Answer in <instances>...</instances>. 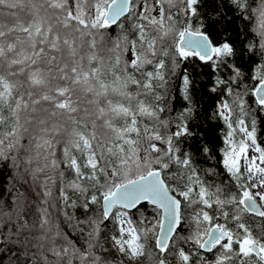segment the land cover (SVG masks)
Segmentation results:
<instances>
[{
	"label": "trees",
	"instance_id": "obj_1",
	"mask_svg": "<svg viewBox=\"0 0 264 264\" xmlns=\"http://www.w3.org/2000/svg\"><path fill=\"white\" fill-rule=\"evenodd\" d=\"M110 1L0 0V264H264L244 243L264 250V195L260 215L245 211L243 166L227 161L241 123L264 160V0H130L107 25ZM184 26L227 32L236 55L202 65L177 48ZM154 170L182 198L162 252L156 207L105 218L100 205ZM214 225L231 237L203 252Z\"/></svg>",
	"mask_w": 264,
	"mask_h": 264
},
{
	"label": "water",
	"instance_id": "obj_2",
	"mask_svg": "<svg viewBox=\"0 0 264 264\" xmlns=\"http://www.w3.org/2000/svg\"><path fill=\"white\" fill-rule=\"evenodd\" d=\"M129 1L130 0H112L108 4L104 13V22L107 25H110L123 17L127 13ZM190 39L201 41L203 46H190ZM177 47L179 51L195 54L198 57L204 58L211 57L214 53V49L207 43V37L202 33L189 31L186 27H184L181 32ZM253 95L257 102L264 101V81L255 87ZM145 181L149 183L151 188L158 190L163 194L162 200L138 189V186L144 185ZM126 193L134 194L129 195ZM143 203L156 207L160 212L159 225L155 237V247L158 251L162 252L167 247L170 238L178 226L177 220H179L180 201L168 190L161 178L160 171H150L137 179L117 185L109 195L102 198L100 205L103 216L107 218L116 207L130 212ZM240 203L247 212L260 215V204L254 198L249 196V189L242 192ZM227 236V231L220 229L217 226H213L208 230L205 239L201 243L200 249L207 252L219 241H223ZM250 249L256 254L259 252L258 246L255 244L251 245ZM158 264L167 263L164 259H160Z\"/></svg>",
	"mask_w": 264,
	"mask_h": 264
},
{
	"label": "rangeland",
	"instance_id": "obj_3",
	"mask_svg": "<svg viewBox=\"0 0 264 264\" xmlns=\"http://www.w3.org/2000/svg\"><path fill=\"white\" fill-rule=\"evenodd\" d=\"M75 1L76 0H70L71 3H74ZM139 7L141 9V5ZM105 9L100 14L102 20H103V16L105 13ZM75 11L79 13V6L75 7ZM36 12L38 14L41 13L37 7H36ZM154 14L157 15L158 12L155 11ZM46 18L51 20L48 16H46ZM180 36H181V33H180ZM180 36H179V39H180ZM61 43L63 44V42ZM222 116L227 120L229 116V111L225 109L222 110ZM240 130H242L243 142L242 144L238 145L236 148H234L230 152L227 161L232 168H237L239 164H242L244 176H245L246 181L248 182L247 189H249V196H251L257 202L260 203L264 195V160L262 159L261 154L259 153L257 147L255 146L253 142L252 135L248 133L245 128H243L242 123L240 124ZM174 196L177 197L179 200H182L180 196L178 195H174ZM237 201H239V198H237ZM116 217H117L118 222L120 223L121 233H122V236L126 244L125 246L128 248V250L132 254H136V255L140 254L142 252V245L140 241L138 240L134 230L128 223L126 214L122 212H117ZM159 218H160V215H159ZM202 240L199 242V245L201 244ZM244 243L247 246H250L251 244L252 245L255 244L256 246H258L256 242L250 239H246ZM259 255L262 258L261 260L264 262V250L260 247H259ZM165 261L167 262V264H170L168 260H165Z\"/></svg>",
	"mask_w": 264,
	"mask_h": 264
},
{
	"label": "snow or ice",
	"instance_id": "obj_4",
	"mask_svg": "<svg viewBox=\"0 0 264 264\" xmlns=\"http://www.w3.org/2000/svg\"><path fill=\"white\" fill-rule=\"evenodd\" d=\"M220 10L223 11L222 8ZM214 15H216V14H214ZM203 35L205 37H207V43L213 49L227 48L233 54V56L236 55V53H235V44H234V42H232V41L227 39V35H228L227 32L224 34V36L221 39L216 40V41H213L212 37L209 36V34L207 32H204ZM189 44H190V46H195V47L203 46L202 42L198 41L196 39H190L189 40ZM244 54L245 53H243V52L241 53V55H244ZM216 55H217L216 53H213L211 57H208V58L197 57V59L199 60V62L202 65H204V64H207ZM211 67H212V71L214 72L215 71V65L213 64V65H211ZM201 75L206 76L207 74L201 72ZM201 87L207 89L208 91H213L214 90L213 85L210 84V83H204V84L201 85ZM138 189L140 191H142V192H147V193L151 194L152 196L156 197L157 199H161V200L163 199V194L161 192H159L158 190H155V189L151 188V186L149 185V183L147 181H145L144 185L138 186ZM126 194L132 195L134 193H126ZM162 207H163V204H162ZM177 223H179V220H177Z\"/></svg>",
	"mask_w": 264,
	"mask_h": 264
}]
</instances>
